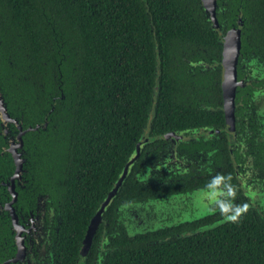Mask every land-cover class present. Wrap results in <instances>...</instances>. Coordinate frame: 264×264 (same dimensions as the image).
I'll return each mask as SVG.
<instances>
[{
  "label": "trees",
  "instance_id": "16d2710c",
  "mask_svg": "<svg viewBox=\"0 0 264 264\" xmlns=\"http://www.w3.org/2000/svg\"><path fill=\"white\" fill-rule=\"evenodd\" d=\"M216 10L224 34L241 21L240 75L247 61L263 64L264 0H217ZM222 54L201 0H0L7 112L24 129L48 121L22 137L28 184L15 189V207L34 208L50 194L60 213L52 264H77L93 217L139 144L141 156L103 213L84 264H264V215L244 195L216 215L148 232L132 233L122 209L155 196L137 173L160 138L224 127ZM253 91L238 88L248 101ZM17 134L0 119V262L16 251L6 210L16 167L5 150ZM235 176L227 167L226 177ZM192 179L174 177L175 192L189 191L199 181Z\"/></svg>",
  "mask_w": 264,
  "mask_h": 264
},
{
  "label": "flooded vegetation",
  "instance_id": "af4514ba",
  "mask_svg": "<svg viewBox=\"0 0 264 264\" xmlns=\"http://www.w3.org/2000/svg\"><path fill=\"white\" fill-rule=\"evenodd\" d=\"M242 69L241 75L239 70L237 74L240 86L236 89L233 129L227 127L224 113L223 128L194 126L179 129L163 136L159 144L144 151L137 180L146 185L145 189H154L152 192L155 196H145L142 201L125 204L122 208L124 213L128 209H136L134 218H139L137 222L125 219L132 233L153 231L195 218L216 215L217 212L227 210L241 195L249 197L252 205L264 215V63L254 65L247 61ZM247 85L254 89L253 94L248 95L249 101L245 98L247 95L238 94V88ZM18 123L22 127L23 137L28 132L46 128L48 121L27 129L19 121ZM5 131L7 129H3ZM19 134L18 129L16 138L11 139L9 148L5 151L13 159L16 155L23 161V172L20 174L21 178L18 176L15 180V189L19 187L24 190L28 184L24 175L28 174V170L25 168L26 160L23 159L26 154L23 138L21 141L17 139ZM224 145L229 151L230 162L219 155V152H223ZM141 148V144L137 145L138 153L135 154L137 157L134 163L141 156ZM227 167L235 172V177H226ZM183 173L188 174L192 180L199 178V181H194L195 185L190 184L189 191L177 194L173 179ZM17 203L18 196L14 208L19 218L18 223L23 227L20 235L23 238V250L17 245L18 232L12 222L16 251L13 258L0 264H52L60 213L50 194L39 195L34 208H29L26 204L17 205L19 213L15 207ZM8 213L12 221V216L9 211ZM141 224L148 227L143 228Z\"/></svg>",
  "mask_w": 264,
  "mask_h": 264
},
{
  "label": "water",
  "instance_id": "95a60500",
  "mask_svg": "<svg viewBox=\"0 0 264 264\" xmlns=\"http://www.w3.org/2000/svg\"><path fill=\"white\" fill-rule=\"evenodd\" d=\"M203 6L208 13L212 26L217 33L219 39L223 44V54H222V73H221V86H222V95H223V108L226 117L227 127L229 129H233L234 127V112H235V102H236V89L240 86L238 82V63L239 58L241 56V48H242V24L241 21L238 20L237 26L227 31L226 34L223 33L222 28L219 24L217 19V0H201ZM0 119L4 124L13 123L18 127L20 130V134L18 135V140L21 141L23 130L21 125L18 123L17 120L12 119V117L8 114L7 108L5 106L4 100L2 95L0 94ZM4 133H7L5 131ZM138 153V152H137ZM137 155V154H136ZM137 156H134L125 166L123 173L119 177L118 181L114 185L112 191L109 193L105 201L101 204L100 208L97 210L95 216L93 217L85 239L83 241L82 248L79 253L77 264H84L85 258L89 252V249L92 246V240L94 234L97 230V227L102 220L103 213L105 212L106 208L111 203L112 199L116 196L119 191L120 186L125 181L131 166L133 165L134 161L136 160ZM16 170L11 178V184L9 187L12 199L7 204L6 210L10 212L12 216V222L17 230L16 242L20 249L23 250V238L21 235L23 231V227L18 223V215L15 212L14 204L17 201V192L15 190V180L20 174L23 172L22 163L23 161L21 158L19 159L18 156H14ZM21 178V177H20ZM16 261V259L14 260Z\"/></svg>",
  "mask_w": 264,
  "mask_h": 264
},
{
  "label": "rangeland",
  "instance_id": "374dc122",
  "mask_svg": "<svg viewBox=\"0 0 264 264\" xmlns=\"http://www.w3.org/2000/svg\"><path fill=\"white\" fill-rule=\"evenodd\" d=\"M264 207V206H263ZM124 211V210H123ZM136 213V209H128V210H125V219L126 218H128V219H131V221L132 222H137L138 220H139V218H137V219H135L134 217V214ZM126 224H127V221H126ZM139 224V223H138ZM141 226H143L142 224H141ZM145 226H147L148 227V225H145ZM145 226H143V228L145 227ZM146 227V228H147ZM139 230V229H138Z\"/></svg>",
  "mask_w": 264,
  "mask_h": 264
}]
</instances>
